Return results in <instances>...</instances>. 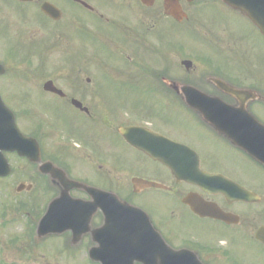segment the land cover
Returning <instances> with one entry per match:
<instances>
[{
    "label": "flooded vegetation",
    "instance_id": "obj_1",
    "mask_svg": "<svg viewBox=\"0 0 264 264\" xmlns=\"http://www.w3.org/2000/svg\"><path fill=\"white\" fill-rule=\"evenodd\" d=\"M170 1L0 0V100L39 146L32 157L0 151L11 244L41 250L65 237L78 264H264V165L251 157L264 154V37L222 0ZM219 9L240 21L212 18ZM187 88L212 97L224 121L191 109ZM167 140L223 179L178 180L140 149L167 155ZM62 177L100 192L70 189L86 208L78 243L72 229L39 233Z\"/></svg>",
    "mask_w": 264,
    "mask_h": 264
},
{
    "label": "water",
    "instance_id": "obj_2",
    "mask_svg": "<svg viewBox=\"0 0 264 264\" xmlns=\"http://www.w3.org/2000/svg\"><path fill=\"white\" fill-rule=\"evenodd\" d=\"M223 1L226 4L230 5L232 8L241 11L244 15H246L260 29V31L264 35V0H223ZM170 3H171L170 0H167V4L170 5ZM43 10L49 15H51L52 9L49 5H45L43 7ZM186 97L188 100H191L192 102L194 99H198V98L204 100L208 99L206 96H203L199 92L192 89H186ZM191 101L189 102V105L192 108L198 110L202 114L204 119H206L209 123L216 124L221 122L220 118L214 119L212 113L205 111L206 108L211 107V104H206V103L193 104L191 103ZM75 105L79 108L81 107V104L78 102H76ZM0 110H3L5 116L4 121L6 126V130H5L6 134L4 135L5 147L2 148L10 151H17L21 154L32 157V155L29 154V150L27 149H30V146L33 147L35 142L29 138L24 137L20 133L16 125L15 117L12 112H10L7 108L3 106H0ZM125 135L128 139H130L129 134L127 132H125ZM170 143L172 149L176 148L175 150L177 151L172 152L170 156H167L166 159H164L163 156H158L157 154L150 153L145 146H142L143 147L142 149L146 151V153L149 156L161 160L168 167H170L173 174L179 180H187V181L188 180L192 181V179L200 180L202 173H200L199 168H196L195 170H188L182 167V163H181L182 158H185V156L189 154V151L183 146L174 144L172 142ZM168 157H170V159ZM254 157L264 163L263 154L258 153L255 154ZM202 175L207 176L206 174H202ZM61 182H62V186L64 187V192L62 193L59 199H57L50 205L48 213L45 215V217L42 219L40 223L39 230L44 234H51V233L61 234L66 231H70V229H72L74 231V236H75L74 242L78 243L82 235L81 232L78 231L77 229L82 226V221L84 219L86 208H85V203L83 201L70 199L69 193H70V189L73 187H84V186L78 183H72V182L70 183V181L66 179V177L65 178L62 177ZM87 189L92 194L96 195V197L100 195V192L94 188H87ZM97 203H99L98 200Z\"/></svg>",
    "mask_w": 264,
    "mask_h": 264
},
{
    "label": "rangeland",
    "instance_id": "obj_3",
    "mask_svg": "<svg viewBox=\"0 0 264 264\" xmlns=\"http://www.w3.org/2000/svg\"><path fill=\"white\" fill-rule=\"evenodd\" d=\"M214 19H218L220 22H227L228 24L235 25V22L240 21L235 13L228 12L223 13L221 9L216 10L213 14ZM39 115V114H37ZM73 123H79L77 118L71 113L70 114V131L72 130ZM75 130V129H74ZM188 131H192L190 126H188ZM70 147L74 148L72 142H70ZM77 150H80V148L75 147ZM82 150V149H81ZM80 156V154H78ZM121 157L122 162L125 163L126 161V155H119ZM116 157V158H119ZM92 164H95V161L91 159ZM127 162V161H126ZM80 168L86 169L87 165H82V162L79 161ZM127 170H123L122 177L124 178L129 177V173ZM119 174V175H121ZM119 178V176H117ZM25 230L22 225H18L17 229L13 232L15 235L22 236L24 234ZM8 233L0 234V264H78L80 261V253L76 251L75 253H72L73 256H75L72 260H70V248L67 249V245L65 243H62L63 240L67 241L65 237L62 239H59L54 241V244H51V242L47 243L46 246H44V249L37 250L36 247L33 248L32 251L29 250L28 242L26 239L20 240L15 244H11L8 242V238L10 235ZM15 245V246H14ZM23 250V251H21ZM76 254V255H75ZM78 255V256H77Z\"/></svg>",
    "mask_w": 264,
    "mask_h": 264
}]
</instances>
